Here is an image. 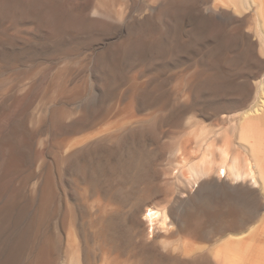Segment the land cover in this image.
Returning <instances> with one entry per match:
<instances>
[{
    "label": "rangeland",
    "instance_id": "obj_1",
    "mask_svg": "<svg viewBox=\"0 0 264 264\" xmlns=\"http://www.w3.org/2000/svg\"><path fill=\"white\" fill-rule=\"evenodd\" d=\"M50 1L48 4L37 3V9L34 11L35 16L40 17V20L43 21V31L37 32L34 41L32 40L29 45H25L24 41L19 40L23 43H17L16 50L19 49L18 52L14 50L15 54L12 51V54L10 53L11 61L0 65V143L3 131L11 124L17 126L25 134H22L23 139L21 140L17 136H11L12 141L18 146L17 152L21 159L18 166L9 167V149L6 147L2 149L0 146V207L7 203L10 205V210L14 209L13 211L8 209L9 213L5 214L6 216L3 218L5 225L0 234V264H38L43 245H48L51 250L53 249L52 264H69L72 255L68 239L72 233H75L78 238V247L82 254L81 264H104V262L112 260H116L117 264H192L195 253L184 255L181 249L183 241L197 243V245L200 243L206 248L202 249L204 252L210 251L209 249L221 250L222 245H225L227 238L234 234L235 230H231L229 227H216L213 225V221L208 222L207 230L201 238L190 237L185 232L178 231L179 228L175 226L172 231L177 234L171 239L180 245L177 246L178 249L174 250L162 245V240L165 237L159 233H166L162 228H157L156 233L152 236L148 235L147 225L142 222L144 221L143 207L145 208L147 203L166 206L171 217V208H174L175 212L183 214L184 210L187 212L190 207L188 202L176 201L181 194L178 187L181 183L176 179L175 173H178V169L171 172L169 166L174 128L169 124H164L161 132L158 131L159 133L133 136L119 142V136L127 126L149 124L153 120L149 106L136 109L125 102H120V105V103L114 104L111 100L100 101L98 96L100 83L96 76L100 75L98 63L101 59L98 58V55L106 54L108 58L111 56V60L120 55L115 48L127 36L128 32L123 27L124 23L111 28L112 23L109 18L99 15H93L95 18L92 17L93 13L90 7L96 0ZM186 1L188 3L186 10H180L183 13L187 12L192 24L196 25L197 29L204 28L206 31L204 35L211 42H208L210 45L214 42L225 46L230 45L234 49L233 55L238 58L244 57L247 54V45L243 40L242 33H245L250 36V40L257 43L255 52L258 60H264V27L255 13L256 3L252 0H243V12L238 13L237 16V14H233V5H230L228 0ZM150 4L156 5L157 2L153 0H124L111 6L113 11L110 10L118 13L122 21V18L129 19L132 15L142 16L147 13ZM215 5L230 11L227 16L230 21L207 9L208 6L215 8ZM80 10L82 13H79ZM36 13L42 15L39 16ZM232 16L239 19L248 17L240 27L242 33H234L239 23L236 18H231ZM207 19L208 21H206ZM121 21L119 22L121 23ZM24 24L22 26L24 28L32 26L30 23ZM191 28L192 25L187 26L185 33ZM64 30L70 33L75 32L76 36L68 35L65 39L58 40L57 35ZM46 37L49 38L46 39ZM53 40L54 43L56 42V46ZM182 42L183 40L179 37L176 38L175 43L171 42L172 46H176L174 51L168 49L165 56L160 58L161 60L159 59L160 62L156 59L155 63H157L145 70L147 75L138 80L142 81L158 75L159 79H156L159 81L157 82L155 79L157 83L154 85L160 88L162 84L161 88L165 90L166 87L169 90V87L173 89L175 85L179 87L180 83H187L188 78L194 75L193 73L197 69L203 68H197V63L199 61L202 63L206 48L200 47V49L190 52L187 51L189 49L181 48ZM44 43L46 46H50L45 47ZM63 44L67 46L65 47ZM202 46L206 47L207 45ZM38 47L40 48L38 49ZM25 48L28 49L25 50ZM169 53L170 55H168ZM225 62L226 60H223L222 66L215 69L220 73L230 74L228 67L224 66ZM64 69L67 70L66 76H69L62 80L67 81L63 83L66 87L68 86V91L58 93L55 90L56 83L55 86L52 85L51 89L53 81L50 80L51 77L55 79L58 72L64 71ZM232 78L236 82L233 80L234 82L222 87L230 96L235 97V93L248 86L252 88V94H255L253 86L264 78V63L255 61L252 66L246 68L245 72L233 74ZM175 88L173 91L176 90ZM75 90H84V94L72 95ZM90 91L92 95L94 94L93 97L95 95L96 97L91 99L90 105H88ZM170 93L172 92L168 94ZM220 102L222 103V101ZM111 104H113L112 107H110ZM116 104L117 106H114ZM84 107L90 111L88 118L82 112ZM51 108L52 110L55 108L61 113L64 112L65 116L61 118L63 121L61 119L56 122H54L55 120H46V123L34 126L37 119L40 120L43 115L52 111ZM209 112L211 110L206 109V113ZM184 119H181L182 123L210 125L213 118L188 116ZM75 120L77 123L85 122L77 132L69 133L67 141L71 145L72 142H75L76 147H82L87 143V140L91 141L101 136L108 138L106 143L109 144L91 148L87 150L89 152L86 151L82 155H78L74 162L68 163L64 157V149L58 147L57 141L64 134L60 127L67 128ZM154 175H157L158 178L155 179ZM46 177H49L52 182L48 200L41 198L42 183ZM152 187H156L157 190ZM193 190L195 191L196 187ZM203 191L204 194H210L215 203H222L226 197L225 193L212 185H206ZM10 195L11 201H8ZM201 195H198L197 199L194 198V201H198ZM236 201L243 200L237 197ZM97 202L106 205L104 213L99 215L96 213L97 207L93 206ZM188 205L189 207H187ZM29 206H31V211L28 210ZM139 209L141 210L139 211ZM263 212L264 210L251 216L252 220L250 218L248 226L242 230L247 231L249 226L259 224ZM30 221L33 222V226L29 232V239L23 241L21 238L24 236V231H28ZM58 235H63L64 240L60 243L61 246L59 245V248L56 249ZM164 254L170 256L166 257Z\"/></svg>",
    "mask_w": 264,
    "mask_h": 264
},
{
    "label": "bare ground",
    "instance_id": "obj_2",
    "mask_svg": "<svg viewBox=\"0 0 264 264\" xmlns=\"http://www.w3.org/2000/svg\"><path fill=\"white\" fill-rule=\"evenodd\" d=\"M122 1L124 0H96L90 7L93 13L91 15L92 17L99 15L103 18H109L112 23L111 28L124 23L123 27L126 28L128 32L127 36L120 41L117 48H115L116 51L120 53L118 57L116 56L111 60V56L108 58L106 54L98 55V58H101L100 61L97 60L99 63L96 61L100 74L96 76L100 83V94L98 93V96L100 97V101L104 102L105 100H111L114 104L125 102V104L127 103V105L136 109H141L145 106L151 107L149 112L153 117L152 122L136 126L132 125L133 127L130 125L129 127L127 126V128L124 127V130L121 128L122 132L119 136V142L124 141L126 138H132L133 136L155 134L163 128L164 124L173 126L174 134L170 147L169 166L171 167V172L178 169V173L176 172L175 174L177 181L181 183L178 187L181 191L180 196H182H179V199L176 201L190 203V207L189 205L187 206L189 209L187 212L184 210L183 214H180V212L178 213V211L175 212L174 208H171L172 217L167 211L166 206L147 203V206H145V208L143 207L142 216L144 221L142 222L147 225L148 235L152 236L156 233L157 228H162L166 231V233H159V235L165 237L162 240V245L165 248L171 247V249L174 250L178 249L177 246L180 245V243L175 242V240L172 241L171 239V237L173 238V236L177 234L172 231L175 226L179 228L178 231L185 232L187 235H190V237L201 238L203 233L207 230L209 225L208 222L213 221L214 226L220 228L229 227V229L235 230V233L229 235L226 243L224 242L225 245H222L223 248L218 251L209 249L210 251L204 252L202 249L205 250L206 248L200 243L197 245V243L183 241L181 243L183 254L188 256V254L195 253L192 264H264V212L259 224L249 226L247 231L242 230L244 227L248 226L250 218L252 220L251 216L257 215L264 210V78L257 81L255 83L256 85L253 86V90H255V94L253 93L254 96L251 92L252 88L249 86L235 93V97L230 96V94L222 89L223 86L229 85L234 80L232 78L233 74L245 72L246 68L248 69L252 66L255 61L264 63V60H258L256 55L255 49L257 43L250 40L248 34L240 31V27H242L248 17L241 19L234 16L231 17L234 19L236 18V21L239 23L237 24L236 22L238 26L235 28L234 33H242L243 40L247 45V54H245L244 57L238 58L233 55L234 49L232 46H225L220 43L215 44L214 41L212 44H215L214 46L208 43L210 41H208L209 39L204 35V33H206L204 28L197 29L196 25L192 24L193 22H191L192 20H190L187 12L183 13L182 10L187 8L188 4L186 0H153L156 1L157 4L148 5L149 9L147 13L142 16L132 15L129 19L122 18L121 21L118 13L112 12L113 7L111 6ZM228 1H230V5H233L234 15L237 14L238 16V13L241 14L243 12V0ZM252 1L256 3L257 9L255 13L258 15L262 27H264V0ZM50 2V0H0V65L3 63L7 64L8 61H11L12 57L10 53L16 50V45L19 40L24 41L25 45H29L32 40L34 41L35 35L38 34L37 32L43 31V21L40 20V17L38 18L35 16L34 11L37 9V3L48 4ZM215 6V8L208 6L207 9L212 13L218 14L219 17L230 21L227 17L230 11L228 12L224 7ZM110 9H112V11ZM38 13H36V15ZM79 13H82V11L80 10ZM211 16L213 17V15ZM94 18H92V20H95ZM119 21H121V23ZM206 21H208V19ZM24 23H30L32 26L30 28H24L22 27L25 25ZM189 25H192V28L188 29L187 33H185L186 27ZM73 34L75 37V32L70 33L64 30L57 35V39H65L68 35L73 37ZM44 36H47V34H44ZM178 37L183 40L181 43V48L183 50L189 49L187 51L192 52V50L200 49V47L206 48V53H204L203 58L204 61L202 60V63L200 61L197 63V68H203L197 69L195 73H193L194 75L188 78L187 83L177 84L179 87L173 85V89L175 87L178 88V90L175 88L176 90L174 91L170 87L169 90L167 89L168 87H166V90L161 88V83L160 88H157L154 84L159 81L156 79H159V77H157L158 75L139 81L138 79L140 77L147 75L145 74L147 73L145 70L157 63H155L156 59L159 60L164 57L168 49L174 51L176 46H172L171 42L175 43ZM48 38L46 37V39ZM70 42L71 40L69 43ZM44 44L45 47L50 46H46V43ZM204 44L207 46H202ZM56 45L57 44H55V46ZM169 45H171L170 48H168ZM18 46H20V44H18ZM55 46L53 45L54 48ZM39 48L40 47H38V49ZM26 49L28 48H25V50ZM263 50L261 47L262 53ZM168 55H170V53ZM171 58H173L172 55ZM223 60H226L224 66L228 67L231 73L233 71L234 73H220L219 70L215 69L218 66H222L221 62ZM65 69L64 71L58 72L56 76L54 74L55 79L50 76L52 78L50 81H55L54 84L51 82L50 87L52 89V85L55 86L56 83L57 88L55 90L58 93H65L64 91H68V86L66 87L65 85L67 81L62 80L69 76H66L67 70L65 71ZM69 70L71 72V69ZM234 81L236 82V80ZM46 90L48 89L46 88ZM163 91L166 92V94L169 92L172 93L166 95L163 94ZM78 94L83 95L84 90H75L72 95ZM93 95L91 94L89 97L87 95L89 99L88 105H90V100L96 97V95L94 97ZM223 100L227 101L224 102ZM220 101H222V103ZM117 104L114 106H117ZM112 105L113 104H111L110 107H112ZM206 109H210L211 112L206 113ZM50 110H52V108ZM82 112L86 117L90 114V111L85 107ZM63 113L54 108L49 112L50 116L49 114H45L43 118H41L42 116L40 117V120H35L36 124H34L33 121V124L34 126H40L46 123V120H55L54 122H56L65 116ZM188 116H202L204 119L213 118L212 124H195V126L194 124L182 123L181 119L187 118ZM84 122L77 123L75 120L74 123H70L71 125H68L67 128L60 127V130H63L64 134L58 138L57 145L59 148L64 149V157H66L65 160L68 163L74 162L78 155H82V153L91 148L101 147L103 145L107 146V144H109L106 143L108 138L101 136L91 141L90 139L89 141L87 140V143L83 144L82 147H76L75 142H72L71 145L67 141L69 133L77 132L79 128L84 125ZM2 134L0 146H2V149L4 147L9 149V167L18 166L21 161L17 152L18 146L12 141L11 136H17L21 140L25 134L14 124L9 125ZM125 175L127 176L126 173ZM154 176H156L154 177L155 179L158 178L157 175ZM206 185H212L213 187L219 188L222 193H225L226 197L222 203H215L213 199H211L210 194H204L203 188ZM195 187L196 190L194 191L193 189H195ZM51 189V179L46 177L42 183L41 198L48 200ZM153 189H156V187ZM200 194L202 195L198 198V201L195 202L194 198L197 199V196ZM11 195L8 196V201H11ZM237 197L243 201H236ZM245 202H247V204H245ZM248 203L250 209H248ZM9 206L10 205L6 203L4 206L0 207V217H2L0 218V234L4 230L5 223L3 218L9 213ZM93 206L97 207L96 213L98 215L104 213L106 210V205L102 202H97V204L95 203ZM29 207L28 210L31 209V206ZM13 210L14 209L10 211ZM140 210L141 209H139V211ZM31 226H33L32 221L29 222L28 231H24V236L21 238L23 241L29 239ZM77 239L75 233H72L70 239H68L72 255L69 264H81L82 262L81 249L78 247ZM63 240V235L57 236V244H55L56 249L59 248ZM201 250L202 252H200ZM52 255H54L53 249L51 250L48 245H43L39 254L38 264H52ZM164 256L169 257L170 255L164 254ZM116 262V260H112L110 262H104V264H117Z\"/></svg>",
    "mask_w": 264,
    "mask_h": 264
}]
</instances>
